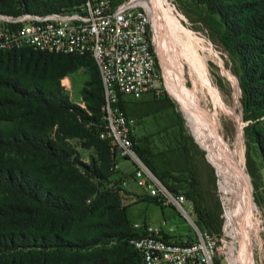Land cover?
I'll list each match as a JSON object with an SVG mask.
<instances>
[{
    "label": "trees",
    "instance_id": "obj_1",
    "mask_svg": "<svg viewBox=\"0 0 264 264\" xmlns=\"http://www.w3.org/2000/svg\"><path fill=\"white\" fill-rule=\"evenodd\" d=\"M82 2L84 0H0V13L13 15L24 12L46 13L59 11L64 7L71 8ZM196 2L200 9V19L218 37L236 64L235 70L240 79L242 103L247 113L246 119L262 118L264 88L258 87V83L264 81V66L263 73H258V76H255L257 73L255 74L256 70L254 71L252 67L258 57H264V38L260 39L259 36L254 38L261 40L258 46L256 42H254L255 45L250 46L244 43L243 39L247 36H255L254 34L260 30L264 31V0L234 2L196 0ZM250 12L252 13L250 18H245V15ZM18 51H22L28 57L19 55ZM248 52H256L258 55L250 60L247 56ZM55 55L67 56L75 60L86 57L93 60L97 70L96 102L90 104V111H85L70 105L60 94L47 92L44 86L27 87L19 80L6 78L5 72L0 70V123H14L6 125L5 128L0 127V264H142L140 253L130 243V240L139 235V232L134 228V224H131L127 208L121 210L119 228L116 232L113 230L89 234L87 228L93 226L85 225L89 222L90 215H94L106 201H112L113 198L122 201L123 188L117 187L124 181L131 180L135 175L134 173L128 175L120 168L112 169L118 159L113 154L109 139L100 140L106 148L104 156L109 167L108 174L103 180L107 189L100 194L94 188L86 186L84 190L86 192H81L79 197L75 190H71L69 196H66L60 189L55 190L35 178L26 166H19L12 161L13 156H19L22 159L36 157L40 160V169L46 170L45 165L54 162L56 164H52L51 169L58 167L61 170L62 159L70 156L50 136L32 133L25 125L19 126L24 124L23 120H19L20 118H35L43 114L50 120L58 114L65 119L71 116L75 120L94 125L97 127L98 137L104 129V87L99 67L91 54H56L22 48L0 51V63L19 62L24 67L22 69H30L34 75H37L36 82L44 83L46 74L42 73L47 71L51 61L41 62L42 57L50 58L49 56ZM141 97L121 96L120 105L127 115L129 114L125 106L126 100L128 98L139 100ZM174 106L170 100L163 105V107ZM174 128L177 129L173 130L174 132H171L170 127L160 132L170 138L169 145L173 144L175 151H181L179 155L181 160L171 161L168 167L160 168L153 160L150 151L139 146L135 135L134 149L146 166L172 193H181L186 196L193 207V218L200 229L219 236L223 232L225 218L222 203L216 192L213 168L203 159L201 163L205 171H201L200 162L196 160L187 142L182 122H176ZM246 130L251 140L257 144L264 165V123L259 120L254 121L247 126ZM205 173L208 181L213 184V189L206 187ZM182 174L187 176L182 178L180 176ZM116 175L117 178H114ZM177 183L185 185L184 191H178L175 186ZM110 184H114L112 188L108 187ZM94 193L96 195L94 203L91 206H85L87 197ZM150 197L154 204L165 206L162 197L151 195ZM99 216L101 214L97 213L96 217ZM36 223L39 224L34 227ZM114 225L116 223L112 222L106 226L112 229ZM164 237L173 238L166 233ZM115 240L119 245L125 244L127 248L134 251L135 262L130 256L121 257V260H113L107 256V254H113L112 252L128 251L121 246H113V250H110L108 246Z\"/></svg>",
    "mask_w": 264,
    "mask_h": 264
},
{
    "label": "rangeland",
    "instance_id": "obj_2",
    "mask_svg": "<svg viewBox=\"0 0 264 264\" xmlns=\"http://www.w3.org/2000/svg\"><path fill=\"white\" fill-rule=\"evenodd\" d=\"M122 1L124 0H112L113 4H118ZM234 1L237 0H231V2ZM149 2L152 3L151 0ZM155 4L158 5L159 10L157 9L158 12L156 11L157 13L154 14L152 22L155 28H161L168 40L165 41L162 33L156 31L158 33L157 43L159 53L162 54V51H164L163 54L166 58L163 64L159 54L158 69L160 74L155 87L151 88L139 100L130 98L126 100L127 113L137 122L134 132L135 140L141 148L150 151L153 160L160 168L168 167L171 161L181 160V157L179 158L181 151H175L173 149L174 145H169L170 138L165 134L162 135L160 132L166 127H170L171 132L176 131L177 129H173V127L176 122L181 121L191 151L196 160L200 162L201 171H205L201 163L203 159L213 168V173L216 177V192L223 206L224 223L228 232L226 216L231 219L232 225L235 222L234 217L232 218L231 216L232 204L224 200L220 190L217 168L209 159L207 151L202 148L192 134L184 112L181 110V105L170 85V82L176 79L180 85L185 82L189 88H193L195 85L194 81L197 80L196 76L193 77L195 70L192 61L195 60L197 67H199L198 69L206 75L214 89L225 101L230 102L232 107H236V114L234 116L222 117L219 127L225 140L229 143L237 139L239 127L242 128L244 164L250 178L253 199L258 208L256 216L260 219L262 228L258 236L255 239L252 238L250 242L251 264H264V165L257 144L251 140L246 130L247 126L254 121L259 120L261 123H264V116L257 120L246 119L247 113L242 103V89L239 76L235 70L236 64L222 42L200 19V9L196 0H157ZM251 15L252 13L250 12L245 15V18H250ZM254 35L245 37L243 42L248 43L250 46L255 45L254 42H256V46H258L261 40H255L254 38L259 36L260 39H263L264 31L260 30ZM194 48L196 50L195 58H193ZM18 54L28 57L22 51H18ZM257 55L258 53L256 52L247 53L250 60ZM49 57H42L43 60L41 61H51L47 71L42 73L46 74L44 83L36 82L37 75H34L30 69H22L24 67L19 62L0 63V70L5 72L8 79L19 80L22 85L27 87L35 85L44 86L47 92L60 94L70 105L90 111L89 106L96 102L98 94L97 70H95L93 60L88 57L76 58L77 60L58 55ZM220 60L226 68L227 75L223 73ZM263 66L264 57H258L252 67L254 71L256 70L255 74H257L255 76H258V73H263ZM68 70L70 72H67ZM64 72L66 73L62 75ZM64 78H68L69 80L70 86L68 88L63 85ZM231 78L235 81L231 80ZM263 84L264 81L263 83H258V87L264 88ZM201 93L206 106L215 112L217 110L216 104L209 90L205 89ZM168 100L173 102L175 106L163 107ZM218 115L220 116V114ZM238 117L242 118L241 124L238 121ZM19 120H23L24 122V124H19V126L25 125L32 133L50 136L70 156L62 159L61 164L63 165L61 170L58 167L51 169L52 164H56L54 162L50 165L44 164L47 167L46 170L40 169V160L36 157L22 159L19 156H13L12 161L18 163L19 166H26L30 174L35 178H38L55 190L60 189L66 196H69L68 194H70L71 190H75L79 197L80 193L84 192L86 186L94 188L99 194L107 189L106 183L103 181L109 170L104 156L106 148L103 147L100 141L102 137L97 136V127L78 121L77 119L75 120L71 116L65 119L58 114H55L50 120L44 117L43 114H39L35 118L27 117L20 118ZM12 124L14 123L1 122L0 127L5 128L6 125ZM118 164L119 168L128 175L135 172L136 163L130 159H119ZM50 169L51 171H49ZM180 176L185 178L187 175L182 174ZM204 176V180L207 183L206 187L213 189V184L208 181L207 174ZM114 178H117V175ZM103 183L104 185H102ZM113 185L110 184L108 187L112 188ZM175 186H177L178 191H184L186 188L185 185L182 186L180 183H177ZM119 187H122L124 191L122 193L123 200L113 198L112 201H106L95 211L94 215H90L89 222L85 223L86 226H93L87 228L89 234H99L103 231L113 230L116 232L119 228L121 210L127 208L132 225L136 222H149L154 226H162L163 222L166 221L164 228L175 240L193 238L194 233L188 220L173 206L154 204L146 189L140 187L134 178L117 188ZM95 198V193L87 197L85 206H91ZM97 213H100L101 216L96 217ZM112 222L116 223V225L112 229L108 228L106 225ZM38 224H34V227H37ZM228 238L229 241H233L237 246L236 254L231 252L233 256L240 255L242 248L239 236L230 234ZM116 242L117 240L110 245L111 247L108 246V248L113 250V246L128 247L125 244L119 245ZM126 250L128 251L121 253H119L120 251L112 252L113 254H107V256H110L113 260H121V257L130 256L133 262H135L134 251L131 248H127Z\"/></svg>",
    "mask_w": 264,
    "mask_h": 264
},
{
    "label": "built area",
    "instance_id": "obj_3",
    "mask_svg": "<svg viewBox=\"0 0 264 264\" xmlns=\"http://www.w3.org/2000/svg\"><path fill=\"white\" fill-rule=\"evenodd\" d=\"M22 48L94 57L104 87L105 125L100 136L110 140L118 160L136 163L134 179L140 187L151 196L162 197L165 206L176 208L190 223L193 238L177 241L164 237L169 234L166 221L162 226L136 222L139 235L130 243L140 253L142 264H233L230 246H237L229 241L225 223L219 236L200 229L186 196L172 193L134 149L137 122L126 114L120 100L121 96L140 98L159 79L158 43L148 9L137 0L117 5L112 0H84L59 11L0 13V51ZM63 85L70 86L68 78ZM118 168L117 162L112 169Z\"/></svg>",
    "mask_w": 264,
    "mask_h": 264
},
{
    "label": "bare ground",
    "instance_id": "obj_4",
    "mask_svg": "<svg viewBox=\"0 0 264 264\" xmlns=\"http://www.w3.org/2000/svg\"><path fill=\"white\" fill-rule=\"evenodd\" d=\"M137 2L143 4L148 9L153 21L154 14L159 10L158 5L155 4L157 0H151L153 4L149 0H137ZM158 28L154 26L155 32H161L163 37H165V41H168L161 28ZM158 33L156 32L157 40ZM163 52L159 54L164 64L166 56H164ZM195 52L194 48L193 58H195ZM220 63L222 64L221 60ZM192 65L195 70L193 77L196 76L197 78L194 81L195 85L193 88H189L185 82L180 85L176 79L170 82V85L181 105V110L184 112L192 134L202 148L207 151L209 159L217 168L220 190L224 200L232 204L231 216L232 218L234 217L235 222L232 225L231 219L226 216L227 229L229 234L239 236L242 252L238 255L239 257L234 255L231 261L233 264H251L250 242L252 238L255 239L258 236L262 228L260 219L256 216L258 208L253 199L250 178L244 164L242 128L239 127L237 139L229 143L225 140L219 127L222 117L234 116L236 114V107H232L230 102L225 101L214 89L206 75L198 69L199 67H197L195 60L192 61ZM222 68L224 75H227L223 64ZM231 80L235 81L233 78ZM234 83L236 84V82ZM205 89L209 90L213 97L217 108L215 112L206 106L204 99L201 97V92ZM241 120L242 118L238 117L240 124ZM230 250L233 254H236L237 248L231 245Z\"/></svg>",
    "mask_w": 264,
    "mask_h": 264
}]
</instances>
